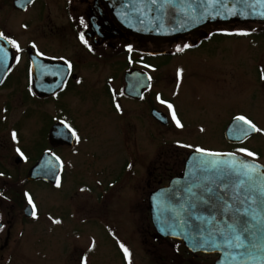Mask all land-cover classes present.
Returning a JSON list of instances; mask_svg holds the SVG:
<instances>
[{"label": "flooded vegetation", "instance_id": "af4514ba", "mask_svg": "<svg viewBox=\"0 0 264 264\" xmlns=\"http://www.w3.org/2000/svg\"><path fill=\"white\" fill-rule=\"evenodd\" d=\"M1 1L6 2L7 8L5 10L0 9V12L28 13V19L22 21L19 25L30 29L32 34L39 31V26L43 28L41 32H44V29L51 24L48 32L46 31L42 35L43 37L48 36V39L57 40L56 44L59 47H53L52 50H48L46 47L50 46L45 41H38L32 38L28 40L25 48L23 47V50L18 52L16 48L17 44L11 43L14 41L13 37L6 31L7 26L11 23L10 21L4 22L6 15L0 14V31L10 41L13 49L12 68L0 85V90L9 84V74L17 67V61L25 55L27 58L25 61V91H28L35 100L43 102L49 100V102L56 106V103L50 100L55 95H63L65 93H74L75 95L83 84H87L92 89H95L94 84L96 79L92 76H84L82 70L95 72L99 66L103 67L105 65L99 61L103 62L107 60L108 75H106L101 87H106L105 91L110 96L109 106H107L108 112L112 114L113 112L110 110L116 111L110 120L116 135H125L127 138L126 135L132 131L131 123L129 122L132 115L128 114V111L132 107L131 104L137 106V108L142 104V112L146 114L149 121L144 123L143 116L138 115V112L133 109L135 117H138L142 123L140 133L144 136L143 128L149 125V137L150 139H154L157 137L156 133L160 135L163 128L168 129L174 137L172 140L173 145L184 149L186 157L183 160L174 161L172 168H166L159 174L156 173V169L154 168L148 173L150 179L146 182V187L149 194L168 185L171 179L180 176L189 154L199 148L189 146L187 141L189 137L181 132L183 123L176 112V117L182 124V127H177L176 122L172 119V112L175 109L173 106L172 109L168 107L172 103L164 98L165 90L167 89L164 85L167 84L170 88L180 83L183 74L180 67L183 65L188 67L187 75L189 77L192 78L201 74V79L204 83L210 82L212 84L214 97H225L223 90L228 85L226 83V71L228 70V66H230V61L225 57H213V59L208 57L200 58V55L194 57V52L196 53L201 50L205 44L210 43L216 37L220 38L219 41L225 38L235 39V41L241 40L240 42H242V39L246 40L250 34L258 35L260 33L257 29L245 30L252 26L249 24L212 25L171 42H150L142 41L127 34L119 27L99 0H0V5L2 4ZM51 13L59 15V25L54 23ZM225 28L244 29L245 34L235 32L233 35L232 31L231 34L227 35L223 32ZM30 46L34 48L37 55L49 61V66L45 68L46 75L49 77V80L45 79L46 87L51 90L50 88L57 86V81L63 82L61 87H57L53 93L44 98L38 97L32 86L31 64L27 54V49ZM39 46L44 47L42 48L44 51L40 50ZM57 51L61 52V54L58 55ZM260 54L250 61L249 70L245 73L246 79L240 85L244 88L245 99L255 109L257 117L252 118L247 117L243 113H236L227 122L223 114L218 113L211 121L214 122L213 124H216V120L220 121L223 118L221 120L223 121L221 138L219 139V143L223 145L215 144L200 149L217 153H232L264 167V79L261 78L264 75V50ZM68 64H71L72 67L69 68ZM165 66L170 67L171 71L167 75L162 73ZM200 66L202 67L200 68ZM252 70L253 72L251 73ZM142 72H145L149 77L148 87L143 93ZM127 76H130V79L128 77V82H126ZM161 101L164 102L161 103ZM125 112L128 113L126 114ZM133 112L131 111V113ZM238 116H244L246 119L251 120L261 131L256 132L244 124L243 121L238 120L236 126L238 141L230 143L226 138V129L231 121ZM134 121L135 119L131 120L133 123ZM55 123L58 122L53 120L47 131L48 146L45 151L57 156L56 151L67 150L75 144L76 135L72 146L52 142L49 131L50 127ZM116 124H118V127ZM247 128L249 129L248 132ZM133 131V134L130 133L128 135V140L124 141V147L125 144L130 143L132 135L136 134L135 137H139L138 127L135 124ZM191 132L192 128L188 131V134H191ZM245 132H247L246 137H244ZM135 137L132 139L134 143ZM144 142H147L146 139ZM215 143L218 142L216 141ZM227 144L236 147V151H225ZM241 149L252 152L254 155L248 156L245 152L240 151ZM141 155L146 156L145 152H142ZM141 155V159L138 160L140 164L142 160H147V158L142 159ZM134 156L133 152H128L125 155V161L129 165L127 174L124 172L117 175L109 173L108 175L101 176L93 171L91 174L93 179L90 180L93 183V190L89 191L90 193H83L78 187L75 188L77 195L74 206L71 209L72 216L69 221L63 222V232L66 234L69 229L72 233H75V235H66L73 239L75 238L76 247L74 256L71 255L73 262L72 258H70L66 264H84L85 259L82 255L85 254V251H81L82 247L79 248V241L82 238L83 242L90 241L86 239L87 236L94 239V234L101 239H106L108 235H113L115 238L118 231L115 225L121 226L122 223H124L122 229L125 233L122 237L118 235L116 237V239L122 238L121 242L118 243L119 256L110 251L105 260L99 261L101 264L106 261L108 264H194V261L199 258H202L203 264H213L218 257L217 255L191 253L184 247L181 241L162 237L155 232L148 209L149 194L147 196V206L144 204V207L148 211V218L142 219V184L120 185L121 181L123 182L127 179L135 181L138 177L137 170L134 168ZM59 159L62 162L63 169L56 184L43 181L33 182L43 184L51 189L64 186V193L65 190L72 187L74 181H80V178H73L66 185L70 178L64 180L66 164L61 157ZM2 176L5 175L0 173L1 178H3ZM7 177H9L8 181L10 184H4L5 186L0 187V226H2L0 227V257L4 255L17 237L22 236L21 232H14L19 209L22 208L23 222H31L38 217L36 197L28 194L26 196V193H22L18 189L17 181L14 177L12 175ZM100 178H102L101 181ZM97 188H103L105 191H97ZM116 192L117 199L115 200L114 193ZM132 193H140V195H136L135 197V195L132 196ZM29 196L36 206V216L30 218L24 215ZM132 197L135 199L131 200ZM63 204L64 202L58 206L61 207ZM115 205H117L116 213ZM8 206H10V209L5 212ZM17 209L18 212H16ZM115 214L117 217H115ZM115 218L117 219L115 220ZM147 219L148 223L146 222ZM19 220L22 222V218ZM109 224H111V227H108V232H104L102 230L103 227H107ZM50 225L52 224L48 226ZM121 245L128 249L129 255L127 257ZM147 252L151 256L150 263L146 262Z\"/></svg>", "mask_w": 264, "mask_h": 264}, {"label": "rangeland", "instance_id": "374dc122", "mask_svg": "<svg viewBox=\"0 0 264 264\" xmlns=\"http://www.w3.org/2000/svg\"><path fill=\"white\" fill-rule=\"evenodd\" d=\"M1 3L0 9L5 10L7 8L6 2L1 1ZM0 14L6 15L4 22L10 21L11 23L7 26L6 31L13 37L18 52L23 50L28 40L32 38L45 41L50 46L46 47L48 50L59 47L56 44L57 40L48 39V36L43 37L42 35L46 31L48 32L51 24L44 29V32H41L43 28L39 26V31L32 34L30 29L19 25L22 21L28 19L27 12H0ZM51 16L54 23L59 25V15L51 13ZM249 25L252 26L245 30L257 29L260 33L258 35L250 34L246 40L242 39V42H240L241 40L235 41V39L225 38L219 41L220 38L216 37L193 54L194 57L200 55V58L208 57L210 59L225 57L230 61V66L226 71V83L228 85L223 90L225 97H214L212 84L210 82L204 83L201 74L192 78L189 77L187 75L188 67L183 65L180 67L183 73L180 83L170 88L169 85H164L167 88L164 98L172 103L175 112L182 121L183 129L181 132L189 137L187 141L190 147L203 148L221 144L219 139L221 138L223 126L221 120L223 118L220 121L216 120V124L211 121L218 113L223 114L227 122L236 113H243L252 118L257 117L255 109L245 99L244 88L240 85L246 79L245 73L249 70V63L252 58L261 55V51L264 50V23ZM245 30L225 28L223 32L229 35L233 31L234 35L235 32L245 34ZM42 48L44 47H40V50L44 51ZM56 53H59V51ZM60 54L61 52L58 55ZM26 59V56L23 55L17 61V67L9 74V84L0 90V173L5 175L2 176L3 178L0 177V187L10 184L7 176L12 175L22 193L36 197L38 217L31 222H23L22 208L19 209V212L18 209L16 210L18 220L14 232H21L22 236L17 237V241L14 240V243L12 242L4 255L0 257V264H66L72 258L71 255L74 256L76 240L66 235H75L71 230L68 229L64 234L63 222L69 221L72 216L71 209L77 195L75 188L78 187L83 193H90L89 191L93 190V183L90 181L93 179L91 176L93 171L101 176L109 173L117 175L124 172L127 174L129 165L125 161V155L128 152H133L135 154L134 168L137 170L138 177L135 181L130 179L121 181L120 185L142 184L143 219L148 218L147 208L144 207V204L147 206V196L149 194L146 187V182L150 179L148 173L154 168L157 174L162 173L166 168H172L173 162L183 160L186 153L182 147L173 145L172 140L174 137L168 129L163 128L160 135L156 133L157 137L150 139L148 134L149 125L146 126L145 124L146 128H143L144 136L140 133L142 123L138 117H135L133 109L138 112V115L143 116L144 123L149 121L146 114L142 112V104L138 108L131 104L132 107L128 111L129 113L125 112L132 115L129 121L132 128L130 133H134L133 126L135 124L138 127L139 137L136 138V134L132 135L130 143L125 144L126 148L124 147V141L128 140L130 133L126 135L127 138L125 135H116L110 123L111 116L115 115L113 113H116V111L110 110L113 112L112 114L108 112L107 106H109L110 96L105 91L106 87H101L106 75H108L107 60L99 61L105 65L103 67L99 66L95 72L82 70L84 76H92L96 79L95 89L83 84L75 95L74 93L55 95L50 99L56 103L55 106L49 100L45 102L35 100L28 91H25ZM170 72V67H163L162 73L167 75ZM25 97L27 101H25ZM133 119H135L134 123L131 122ZM53 120L66 124L76 135V142L72 147L67 150L56 151L57 156L61 157L66 164L64 180L70 178L66 185L73 178H80V181H74L72 187L65 190L64 193V186L51 189L43 184L29 181L21 184L27 170L47 148V131ZM116 126L118 127V124ZM191 128L192 132L188 134ZM13 132L16 133L15 140L12 137ZM134 137L135 143L132 141ZM145 139L147 142H144ZM216 141L218 143H215ZM17 149L20 150L19 153ZM236 149V147L229 144L225 146V151L228 152H234ZM142 152H145V157L141 155ZM140 155L142 159L147 158L146 161L142 160L141 164L138 162L141 159ZM16 156H22L24 158L23 162L15 164L14 159ZM101 180L102 178H100ZM96 190L105 191L103 188H97ZM114 195L116 200L117 192ZM133 195L136 197L140 193H132ZM134 199L131 198V200ZM62 202H64L63 206L59 207L58 205H62ZM81 202L83 203V201ZM9 209L10 206L6 207L5 212ZM116 210L117 205H115V213ZM115 217H117L116 214ZM21 218L22 222L19 220ZM54 221H59V223ZM146 222L148 223V219ZM49 224L52 225L48 226ZM123 225L124 223L121 226L115 225L119 237H122L125 233L122 229ZM108 227H111V224L103 227L102 230L108 232ZM93 236L94 239L87 236L86 239L90 240L88 242H83V238L79 241V248L82 247L81 251H85V254L82 255L85 259L84 264H101L99 261L105 260L110 251L119 256L118 243L121 242L122 238L116 239L113 235H108V237L106 235V239H101L95 234ZM146 254L148 255L146 262L150 263L151 256L148 252ZM201 259L194 261V264H203ZM102 264L108 263L106 261Z\"/></svg>", "mask_w": 264, "mask_h": 264}, {"label": "water", "instance_id": "95a60500", "mask_svg": "<svg viewBox=\"0 0 264 264\" xmlns=\"http://www.w3.org/2000/svg\"><path fill=\"white\" fill-rule=\"evenodd\" d=\"M99 1L121 29L142 41L171 42L212 25L264 23V0ZM27 54L38 97L44 98L62 86L63 82L57 81V86L49 90L45 82L49 80L45 70L49 61L31 46ZM12 61L11 44L2 35L0 84ZM148 83V75L142 72V93ZM237 122L234 119L226 129L230 143L238 141ZM49 134L52 142L73 144L74 135L63 124H54ZM208 153L214 152L190 153L181 176L150 193L149 213L155 232L181 241L191 253L218 255L213 264H264V167L231 153ZM21 161L22 157H17L14 163ZM61 171V162L44 152L28 169L26 179L54 184ZM31 212L28 205L24 214L31 216ZM241 219H247L248 224L239 223ZM237 235L241 236L242 247L235 246Z\"/></svg>", "mask_w": 264, "mask_h": 264}, {"label": "snow or ice", "instance_id": "6c2138e0", "mask_svg": "<svg viewBox=\"0 0 264 264\" xmlns=\"http://www.w3.org/2000/svg\"><path fill=\"white\" fill-rule=\"evenodd\" d=\"M153 2H155V0H153ZM2 35L3 34L0 33V37H2ZM11 43H13L15 45V41H12ZM68 67L71 68L72 67L71 64H68ZM261 78L264 79V75H262ZM163 102L164 101H161V103H163ZM168 107H169V109H172V105L171 104H169ZM172 119L176 122V126L177 127H182V124L180 123V121L176 117L175 111L172 112ZM236 119L239 120V121H243L244 124L248 125L249 128H251L252 130H254L256 132H260L261 131V129H259L251 120L246 119L244 116H238V117H236ZM73 135H75V133H73ZM12 137H13L14 140L16 139V133L15 132L12 133ZM196 151L197 152H204L205 150L204 149L197 148ZM240 151L245 152V154L248 155V156H253L254 155L252 152H248V151H246L244 149H241ZM17 152L19 153L20 150L17 149ZM208 155H220V154L219 153H208ZM58 186H59V184H58ZM207 191L210 192L211 189H207ZM25 195L27 196V193ZM28 203H29V205L32 206L31 215L33 217H35L36 216V206L33 204L32 198L30 196L28 197ZM241 215L243 216V214H241ZM54 222L55 223H59V221H54ZM239 223L244 224V225H247L248 224V221H247V219H241L239 221ZM0 227H2V226H0ZM233 230H235V229H233ZM243 231L246 232L247 231V228H244ZM235 240L238 242L235 245L236 247H242L243 246V243L241 241V236L240 235L235 236ZM229 243H231V241H229ZM121 247H122V249H123V251L125 253V256L127 257L129 255L128 249L127 248H124L123 245H121Z\"/></svg>", "mask_w": 264, "mask_h": 264}, {"label": "trees", "instance_id": "16d2710c", "mask_svg": "<svg viewBox=\"0 0 264 264\" xmlns=\"http://www.w3.org/2000/svg\"><path fill=\"white\" fill-rule=\"evenodd\" d=\"M25 101H27V100H26V97H25ZM24 182H27V181L25 180V178H23V180L21 181V184H24Z\"/></svg>", "mask_w": 264, "mask_h": 264}]
</instances>
